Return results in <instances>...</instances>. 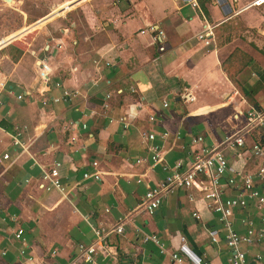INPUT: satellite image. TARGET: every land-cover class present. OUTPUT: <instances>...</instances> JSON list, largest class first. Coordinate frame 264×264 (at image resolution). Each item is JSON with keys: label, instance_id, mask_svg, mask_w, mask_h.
Masks as SVG:
<instances>
[{"label": "crops", "instance_id": "crops-1", "mask_svg": "<svg viewBox=\"0 0 264 264\" xmlns=\"http://www.w3.org/2000/svg\"><path fill=\"white\" fill-rule=\"evenodd\" d=\"M251 1H9L19 12L20 24L7 33L21 29L0 43V157L9 154L0 164V264L66 262L78 243L93 241L92 227L111 225L139 204L146 187L163 179V163L173 165L186 156L191 136L202 135L206 143L219 141L243 125L244 117L234 119L237 111L264 108V0ZM205 21L213 31L207 45L196 39ZM149 25L163 31L157 41ZM15 48L21 53L14 55ZM41 58L51 65L47 86L36 76ZM238 58L246 65L234 75V83L230 72H235ZM54 81L74 90L75 96L41 104L60 95ZM139 98L141 106L135 108ZM150 114L155 115L152 121ZM121 116H126L125 126L118 120ZM16 130L24 150L11 143ZM151 130L154 138L144 140L141 134ZM256 140L264 145V127L245 136L244 148L224 150L229 164L248 173L264 164L249 152ZM151 143L159 146L161 159L150 168L135 161L148 157ZM53 159L61 161L63 194L37 187L42 169ZM91 160L99 164L98 181L81 177L83 170L92 171ZM254 185L264 192L257 178ZM235 192L225 187L222 196ZM187 193L176 189L166 195L152 215L133 214L122 234H110L113 244L108 246L115 253L97 261L171 264L153 242L140 241L134 231L138 228L157 234L167 252L183 236L187 247L209 264H232L217 212L201 201L189 202ZM195 209L200 219L192 216ZM232 211L231 227L237 233L245 232L242 218H253L257 226L251 203ZM213 228L219 235L215 241L208 235ZM16 229L22 230L20 239L13 234ZM239 249L246 264H264V237Z\"/></svg>", "mask_w": 264, "mask_h": 264}, {"label": "built area", "instance_id": "built-area-1", "mask_svg": "<svg viewBox=\"0 0 264 264\" xmlns=\"http://www.w3.org/2000/svg\"><path fill=\"white\" fill-rule=\"evenodd\" d=\"M6 1V0H4ZM263 0H252V3L258 4ZM192 6H196L194 1L191 2ZM148 29L151 31V38L157 41V37L163 36V31L158 28H154L149 25ZM212 25L206 21L201 24L199 32L196 34V39L207 45L212 37ZM159 49H162V45H159ZM36 76L44 86H47L50 81L51 65L48 64L45 58H41L36 62ZM252 74H255L252 72ZM54 86L61 87L60 95H52L50 99L44 98L41 104H46L48 101L57 102L59 100H69L75 96L74 90L70 91L65 88L59 81H54ZM130 92H134L133 88L129 89ZM119 92V90H118ZM185 99L190 101L192 97L189 93H184ZM18 99L21 95L17 94ZM108 97V94H105ZM139 98L135 102L134 107L139 108L141 106V100ZM167 102L162 99V106H166ZM244 117L243 125L235 132L224 134L223 138L219 141H213L206 143L203 141L202 135L191 136L188 140L189 148L186 156L183 159H177L173 165L163 163L162 169L165 171L163 179L151 186H147L141 201L139 204L129 210L127 214L117 218L111 225H98L92 227L93 241L88 244L78 243L75 253L62 264H100L97 258L105 253L114 252L113 248L109 249V244L106 242L107 236L111 233L120 235L123 232V224L128 218L135 213H145L152 215L154 209L161 203L166 195L170 194L176 189L187 190V199L189 202L195 203L197 200L201 201L203 205L218 214V222L221 225V238L225 246L230 250L229 261L232 264H246L245 253L239 246L241 244L251 245L264 237V192H261L255 185L254 179L257 178L260 183L264 184V164L258 166L257 170L251 173L243 172L240 169L232 166L226 159L224 150L236 151L245 147V136L250 134V131L256 127H264V108L250 106L246 112L237 111L234 115V119ZM155 118L154 114H150L148 121H152ZM118 120L126 125V116H121ZM82 127H85L82 124ZM20 131L16 130L11 135L12 145H18L21 150L25 147L19 140ZM167 135V131L161 132V137L164 138ZM144 140L151 141L154 136V131H145L141 134ZM75 137H70V142H74ZM249 152L255 157L264 159V145L259 141H252L248 146ZM148 157H141L136 159V163H147L148 166H154L161 159L159 146L151 143L147 147ZM9 154L3 152L0 157L1 160L7 159ZM92 167V171L83 170L82 179L100 180L101 171L98 170L99 164L96 160L89 162ZM61 161L53 159L49 166L42 169L39 176L37 187L44 191H50L56 189L60 193H65L66 189L60 179L59 167H61ZM229 173V176L226 175ZM136 182H140V178L136 179ZM225 187L236 188V192L233 195L222 196ZM190 190H195L197 196H195ZM251 203L258 215L257 226L255 225L253 218H242L240 223L245 226V232L240 234L234 231L231 227V217L233 215V208H244ZM107 210V208H104ZM192 216L195 219H200V212L195 209L192 211ZM135 235H138L142 242H153L160 252L166 253L169 256L171 264H186L185 260L190 264H209L205 259H201L192 250H190L185 244V238L179 237V245L176 249L167 252L165 243L155 233H143L140 229L136 228ZM22 230L16 229L13 234L16 239H20ZM208 235L211 241L218 239L219 235L215 228L208 231ZM54 250H52L53 252ZM115 253V252H114ZM259 254H255L254 258H259ZM33 259L28 257L27 261L30 263ZM101 264H112L110 259H104ZM139 264H144L139 262Z\"/></svg>", "mask_w": 264, "mask_h": 264}, {"label": "rangeland", "instance_id": "rangeland-1", "mask_svg": "<svg viewBox=\"0 0 264 264\" xmlns=\"http://www.w3.org/2000/svg\"><path fill=\"white\" fill-rule=\"evenodd\" d=\"M9 1L10 0L0 1V43L3 42L8 36L21 29L19 28L7 33L12 28L18 27V24H20L19 12L11 8L12 4H9Z\"/></svg>", "mask_w": 264, "mask_h": 264}, {"label": "trees", "instance_id": "trees-1", "mask_svg": "<svg viewBox=\"0 0 264 264\" xmlns=\"http://www.w3.org/2000/svg\"><path fill=\"white\" fill-rule=\"evenodd\" d=\"M21 53V50H19V48H15V53H14V55H18V54H20ZM240 56V51L239 52H234L233 53V55L235 56V57H237L238 55ZM238 62H239V64L236 66V70H235V72L234 73H231L230 72V75H231V77H232V80H233V82L234 83H237L236 81H235V79H234V75L236 74V73H238L240 70H242L243 69V67L246 65V62L243 60H241L240 58H238ZM245 62V63H244ZM242 89V88H241ZM243 94H245V93H243ZM248 97V96H247ZM106 242L107 243H110V244H113V242H111L110 241V235L109 236H107V238H106Z\"/></svg>", "mask_w": 264, "mask_h": 264}]
</instances>
